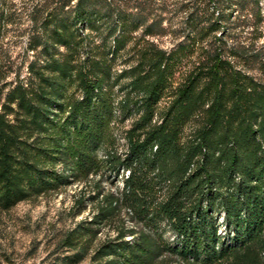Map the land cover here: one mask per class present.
<instances>
[{
  "label": "trees",
  "instance_id": "obj_1",
  "mask_svg": "<svg viewBox=\"0 0 264 264\" xmlns=\"http://www.w3.org/2000/svg\"><path fill=\"white\" fill-rule=\"evenodd\" d=\"M249 13L261 19L260 0H0V213L122 172L119 191L88 196L95 213L66 235L76 251L65 264L81 262L94 227L122 208L141 227L120 223L92 264H161L165 253L183 264H264V81L219 41ZM167 34L189 41L169 51L148 41ZM3 40H27V78ZM129 50L135 62L116 71ZM130 116L119 151L113 130Z\"/></svg>",
  "mask_w": 264,
  "mask_h": 264
},
{
  "label": "rangeland",
  "instance_id": "obj_2",
  "mask_svg": "<svg viewBox=\"0 0 264 264\" xmlns=\"http://www.w3.org/2000/svg\"><path fill=\"white\" fill-rule=\"evenodd\" d=\"M260 5L261 19L258 20L250 13L245 18L235 19L229 29L232 35L226 40L219 41L226 53L229 48L231 53L238 52L229 57L236 66L258 80L264 81V73L260 68V62L264 60V0H260ZM233 14L236 16V12ZM151 39L148 41L167 51L174 49L179 43L189 41L174 40L170 34L162 37L155 36ZM134 41L136 40L130 43ZM144 41L139 40V42ZM2 43L17 64L22 62L20 76L27 78L26 65L33 58L32 52L26 50L27 40H3ZM59 50H62V47ZM133 52L134 50H129L123 53L116 61L114 69L119 71L133 64L135 62ZM239 54H252L255 57L253 61L246 62ZM198 57V50H196L192 55L183 59L185 63L175 72L173 86L182 80L183 74L191 68ZM12 77V75L9 76V78ZM167 101V98H163L159 106H163ZM133 120L134 116H130L121 121L118 120L115 124L113 132L119 151L126 148L124 134ZM189 127H187L186 134L190 132ZM104 174L90 177L87 183L84 180L72 181L57 191L23 200L8 211L0 213V264H53L54 262L65 264V256L76 251V248L65 244L66 235L79 223L87 224L95 213L96 204L88 196L97 189L105 193L117 192L121 188L122 172L116 176ZM95 183L96 187H94ZM120 223L136 229L141 227V224L136 223L122 208L119 217L107 224L94 227L97 229V234L90 243L89 253L77 264L94 263L90 258L93 250L104 240L113 238ZM220 229L223 233L224 229L222 227ZM129 237L127 235L126 239ZM163 237L169 242L174 241L169 230L163 233ZM161 264H183V262L177 255L165 253Z\"/></svg>",
  "mask_w": 264,
  "mask_h": 264
}]
</instances>
